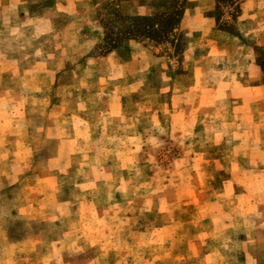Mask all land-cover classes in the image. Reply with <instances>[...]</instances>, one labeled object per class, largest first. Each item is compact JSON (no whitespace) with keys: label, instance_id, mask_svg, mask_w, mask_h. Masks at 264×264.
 Wrapping results in <instances>:
<instances>
[{"label":"clouds","instance_id":"clouds-1","mask_svg":"<svg viewBox=\"0 0 264 264\" xmlns=\"http://www.w3.org/2000/svg\"><path fill=\"white\" fill-rule=\"evenodd\" d=\"M0 264H264V0H0Z\"/></svg>","mask_w":264,"mask_h":264},{"label":"rangeland","instance_id":"rangeland-1","mask_svg":"<svg viewBox=\"0 0 264 264\" xmlns=\"http://www.w3.org/2000/svg\"><path fill=\"white\" fill-rule=\"evenodd\" d=\"M192 203L193 204H197V205H203L204 201H205V198H206V194L202 193V192H198L195 190V188H193V191H192ZM186 211L190 212L191 209H187ZM175 220H176V223H180V224H187L190 220V216L188 214H180V213H177L175 215ZM159 226H165V225H159Z\"/></svg>","mask_w":264,"mask_h":264}]
</instances>
